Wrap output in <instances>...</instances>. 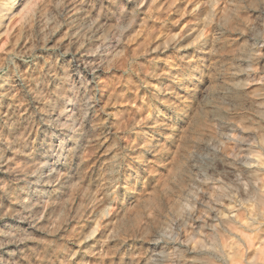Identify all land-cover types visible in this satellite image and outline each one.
<instances>
[{
    "label": "rangeland",
    "instance_id": "rangeland-1",
    "mask_svg": "<svg viewBox=\"0 0 264 264\" xmlns=\"http://www.w3.org/2000/svg\"><path fill=\"white\" fill-rule=\"evenodd\" d=\"M263 97L264 0L3 11L0 264H264Z\"/></svg>",
    "mask_w": 264,
    "mask_h": 264
},
{
    "label": "bare ground",
    "instance_id": "bare-ground-1",
    "mask_svg": "<svg viewBox=\"0 0 264 264\" xmlns=\"http://www.w3.org/2000/svg\"><path fill=\"white\" fill-rule=\"evenodd\" d=\"M23 0H9V2L7 1V2H4V4L3 5H0V19H1V15H2V12L3 11H6V10H9V9H11V8H13L17 3H19V2H22ZM26 2V1H25ZM20 10V9H19ZM42 22V21H41ZM97 43V42H96ZM76 46V45H75ZM93 48V47H92ZM90 55V54H89ZM85 56V55H84ZM82 58L83 57H80L79 58V60H82ZM86 58V57H85ZM77 61V60H76ZM100 69V68H99ZM219 74H221V73H219ZM238 74V73H237ZM244 74V73H243ZM40 75V74H39ZM40 81H42V80H40ZM220 93V94H219ZM218 93V95H222V97L224 96V92L223 91H220ZM7 98V97H6ZM224 98V97H223ZM264 98V97H263ZM225 99V98H224ZM213 106H211V108H212ZM8 112V111H7ZM217 113V112H216ZM218 114V113H217ZM220 115V114H219ZM208 116V115H207ZM214 117H215V120H217L218 122L219 121H222L221 120V118L218 116V115H216V114H214L213 115ZM6 117V116H5ZM263 117V116H262ZM1 119V118H0ZM3 138V137H2ZM4 140V139H3ZM194 141V140H193ZM3 143V142H2ZM5 143V142H4ZM211 143V142H210ZM6 147V146H5ZM194 152V151H193ZM36 153V152H35ZM14 154V153H13ZM189 154H191V153H189ZM197 154V153H196ZM202 154V153H201ZM196 156V155H195ZM37 157V156H36ZM34 158V157H33ZM198 158V157H197ZM5 159V154L4 153H0V163L3 161ZM197 160V159H196ZM195 160V161H196ZM193 161H194V156H192V155H190V156H188L187 158H186V165L189 167H191L192 169H193ZM198 176H199V174H198V172H194V171H190V175L188 176V178H187V180H186V186H188V185H191L192 183H194L195 182V179L196 178H198ZM264 182V181H263ZM196 183V182H195ZM257 200H259V209H260V212H261V215L263 216L264 215V194H260L259 195V198L257 199ZM229 212L231 213L232 212V216H234V218H236V219H239L240 221L243 219L242 218V215L238 212V210H236V209H234L233 207H230L229 206V208H228V212H227V214H229ZM171 214V213H170ZM227 214H223L224 215V218H228V216H227ZM253 215V214H252ZM222 219V218H221ZM257 219V218H256ZM244 223V222H243ZM226 224H228L227 222H226ZM229 226H230V224H228ZM248 225V227L249 226H252V225H254V224H252V223H249V224H247ZM233 227V226H232ZM231 227V228H232ZM235 227V226H234ZM233 227V228H234ZM239 230V229H238ZM166 231V230H165ZM243 232H245V231H243ZM248 234V233H247ZM155 235V234H154ZM219 235V234H218ZM256 235V234H255ZM157 237V236H156ZM221 237V236H220ZM247 237V236H246ZM251 238V237H250ZM155 239V238H154ZM252 239V238H251ZM250 239V240H251ZM250 240H249V242H250ZM155 241V240H154ZM248 241V240H247ZM153 241L151 240L150 242H149V244H147L148 245V247H151V250L153 251V253H154V255L155 256H157V258L158 257H160L161 256V254L159 253V250L157 251V246H155L153 243H152ZM228 242H229V240H228ZM236 242V241H235ZM167 243V242H166ZM251 243V245H252V242H250ZM250 245V246H251ZM241 246V245H240ZM249 246V245H248ZM165 247V246H164ZM260 247V246H259ZM242 248V247H241ZM166 249V248H165ZM235 250V249H234ZM157 251V252H156ZM191 251V250H190ZM165 252V251H164ZM183 253V252H182ZM181 253V254H182ZM237 253V252H236ZM235 253V254H236ZM240 253V252H239ZM168 254H169V251H168ZM162 255H164V254H162ZM241 255V254H240ZM153 256V255H152ZM171 257V256H170ZM151 258V257H150ZM179 258V257H178ZM164 259V258H163ZM166 259H168V258H166ZM170 259H173V258H170ZM148 260H151V259H148ZM174 260H175V258H174ZM236 260V259H235ZM238 260V259H237ZM153 261V260H152ZM231 262H233V261H231ZM238 262V261H237ZM161 263V262H160Z\"/></svg>",
    "mask_w": 264,
    "mask_h": 264
}]
</instances>
